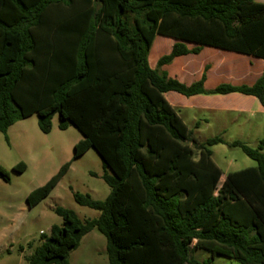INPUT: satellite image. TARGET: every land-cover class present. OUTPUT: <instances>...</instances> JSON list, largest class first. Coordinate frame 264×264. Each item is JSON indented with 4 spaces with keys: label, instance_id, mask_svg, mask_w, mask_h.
<instances>
[{
    "label": "trees",
    "instance_id": "obj_1",
    "mask_svg": "<svg viewBox=\"0 0 264 264\" xmlns=\"http://www.w3.org/2000/svg\"><path fill=\"white\" fill-rule=\"evenodd\" d=\"M158 35L175 42L152 67ZM206 46L264 59V3L0 0V132L8 138L12 125L37 113L49 133L58 115L61 129L73 125L83 136L73 158L93 148L111 187L104 200L74 194L98 217L82 221L56 207L62 224L51 227L28 264H70L93 229L107 239L109 264H212L216 256L264 264V139L257 147L233 141L256 165L221 182L212 147L225 139L200 142L166 97L243 93L264 106V71L251 85L206 89L210 65L191 84L162 69ZM71 162L28 195L29 207L51 193ZM25 169L24 162L14 166ZM0 178L10 181L1 164ZM199 249L210 256L200 261L193 256Z\"/></svg>",
    "mask_w": 264,
    "mask_h": 264
},
{
    "label": "rangeland",
    "instance_id": "obj_2",
    "mask_svg": "<svg viewBox=\"0 0 264 264\" xmlns=\"http://www.w3.org/2000/svg\"><path fill=\"white\" fill-rule=\"evenodd\" d=\"M166 36H158L155 46L160 47L151 53L150 64L157 66L159 57L169 52L173 40ZM215 48H208L202 55L179 57L168 69L170 75L188 84L199 78L202 60ZM218 51V49H215ZM226 54L228 65L246 62L249 55L220 50ZM198 59V60H197ZM264 59L251 57L250 72L255 76L262 70ZM214 63L207 61L206 63ZM205 63V64H206ZM223 71L225 66H218ZM240 68L235 66L229 70L236 83ZM219 77L212 74L208 89H212ZM169 101L176 106L193 135L200 142L208 138L222 136L225 143L212 147L213 159L221 167L224 177L231 171L256 165V161L245 154L239 146H232L235 140L246 142L257 147L264 139V107L260 100L252 95L232 93L202 94L186 97L175 91L168 93ZM39 116H32L17 121L6 134L0 132V164L9 172L10 181L0 178V264H28L27 257L34 252L51 227L62 224V218L55 212L58 206L72 209L78 217L85 221L98 217L100 211L79 205L74 194L89 193L93 199L104 200L111 193V187L104 180L105 168L98 153L88 149L84 154L73 158L74 146L83 137L73 125L61 129L58 115L52 119L49 133L41 131ZM197 122H200L196 128ZM72 161L67 172L62 176L51 193L33 207L27 203L28 195L36 188L44 185L68 161ZM24 162L23 172L14 170V166ZM193 256L200 261L208 258L210 253L204 249L194 250ZM70 264H109L107 239L98 230L93 229L86 234L77 249L69 256ZM212 264H242L239 261L216 256Z\"/></svg>",
    "mask_w": 264,
    "mask_h": 264
},
{
    "label": "crops",
    "instance_id": "obj_3",
    "mask_svg": "<svg viewBox=\"0 0 264 264\" xmlns=\"http://www.w3.org/2000/svg\"><path fill=\"white\" fill-rule=\"evenodd\" d=\"M255 1H257V2H261V3H264V0H255ZM158 36H160V35H158ZM157 36V37H158ZM156 37V38H157ZM168 38H170V37H168ZM156 40V39H155ZM171 40H173V44H174V42H175V39L174 38H171L169 41H171ZM154 44H155V42H154ZM153 44V47H152V49H151V53L154 51V50H158V48H159V52H160V47H156L155 45ZM206 47H208V48H214V47H209V46H206ZM206 47H204V49L202 50V52L200 53V54H190V55H202L203 53H204V51L206 50ZM171 48H172V46H171ZM171 48H170V50H171ZM215 49H218V51H216ZM214 49V51L213 52H211V53H209V55L208 56H205L201 61L200 60H198L199 62H201L202 63V68H201V73L199 74V78L198 79H200L201 78V76H202V74H203V72H204V69H205V67L207 66V65H210V67H209V69H208V71H207V79H206V82H205V87H206V89H208L207 88V86H208V83H209V80H210V78H211V75L212 74H216L218 77H219V80L216 82V84L213 86V88L215 87V86H217L218 84H220V83H222V82H232V83H234V84H243V83H246V84H253L259 77H260V75L263 73V71H264V61H262L263 62V68H262V70L255 76V78H253L252 77V73L250 72V69H249V65L251 64V62H249V60H250V58L252 57V55H249V57H247L248 59H247V61L244 63V62H236V63H233L232 65H228V63H227V58H226V54L225 53H221L222 51H220V50H223V49H219V48H215ZM170 50H169V52H170ZM225 51H229V50H225ZM159 52L157 53L158 55H159ZM169 52H167V53H169ZM231 52H233V51H231ZM151 53H150V55H151ZM167 53H165V54H167ZM236 53H238V52H236ZM239 54H242V53H239ZM150 55H149V58H150ZM244 55V54H243ZM246 55V54H245ZM186 56H189V55H186ZM181 57H183V56H181ZM254 57V56H253ZM160 58V57H159ZM177 58H179V57H177ZM176 58V59H177ZM257 58V57H256ZM175 59V60H176ZM263 59V58H262ZM175 60H174V62H175ZM207 61H214L215 62V64L212 62V63H206ZM149 62H150V59H149ZM206 63V64H205ZM151 65V64H150ZM172 64H170V65H166L167 67L168 66H171ZM152 67H153V64L151 65ZM165 66V67H166ZM218 66H225V68H224V70L223 71H220V70H218ZM235 66H237V67H239L240 68V70H239V73H238V75H236V77H234V78H236V79H238V82L239 83H236V82H234L233 81V77L232 76H230V74H229V70H231V71H233V67H235ZM167 69V68H166ZM168 70V69H167ZM168 72H169V74H170V71L168 70ZM173 77V76H172ZM177 78V77H176ZM179 79V78H178ZM198 79H195V80H193V82L194 81H196V80H198ZM182 81V80H181ZM183 82H185V81H183ZM187 83V82H186ZM191 84V83H190ZM212 88V89H213ZM169 93V92H168ZM168 93L166 94V97H167V99H168ZM230 94H232V93H230ZM199 95H202V94H198V95H195V96H199ZM220 95H223V96H226V95H229V94H220ZM169 100V99H168ZM172 104V103H171ZM173 105V104H172ZM174 106V105H173ZM263 106V105H262ZM176 107V106H175ZM264 107V106H263ZM240 170V169H239ZM224 175V174H223ZM223 177V176H222ZM226 177V176H225ZM225 177H224V179H225ZM224 179H223V181H224ZM221 180H222V178H221Z\"/></svg>",
    "mask_w": 264,
    "mask_h": 264
}]
</instances>
